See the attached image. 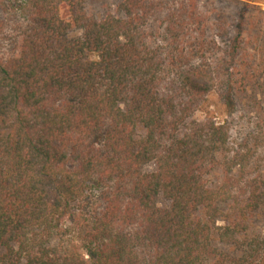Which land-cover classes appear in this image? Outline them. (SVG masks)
<instances>
[{
	"label": "trees",
	"instance_id": "trees-1",
	"mask_svg": "<svg viewBox=\"0 0 264 264\" xmlns=\"http://www.w3.org/2000/svg\"><path fill=\"white\" fill-rule=\"evenodd\" d=\"M217 11L0 0V264H264V121L235 144L194 118L263 76L261 25Z\"/></svg>",
	"mask_w": 264,
	"mask_h": 264
},
{
	"label": "rangeland",
	"instance_id": "rangeland-1",
	"mask_svg": "<svg viewBox=\"0 0 264 264\" xmlns=\"http://www.w3.org/2000/svg\"><path fill=\"white\" fill-rule=\"evenodd\" d=\"M121 0H89V6L92 11L97 14H104L116 9L118 3ZM215 1L217 9H221L222 12L217 11L215 19L223 20L228 25L230 23L227 20L228 17L235 15V21L239 20V14L242 10L253 15V20L261 25V38L259 39V49L253 51L256 55L252 59L250 66L257 67L263 71V76L259 79V88L250 92L249 97L244 96L238 100L236 109L231 112L221 101L217 93L209 95L207 102L203 109L196 112L194 118L197 120H204L211 118L218 124H225L228 126L230 139L233 143L241 142L245 137L253 132L256 128V124L259 121H264V0H212ZM63 15L66 17L68 11L66 7H63ZM245 24L249 21L248 17L244 19ZM234 27L230 26L226 35L218 36L215 33L211 34V37L215 35L217 41L221 45L227 44L235 35ZM157 169L155 163H150L145 167L146 172H153ZM159 205L167 207L170 202L163 196L159 197ZM251 230L263 232L264 231V208H261L250 219ZM218 246L222 249L228 250L229 246L218 243Z\"/></svg>",
	"mask_w": 264,
	"mask_h": 264
}]
</instances>
